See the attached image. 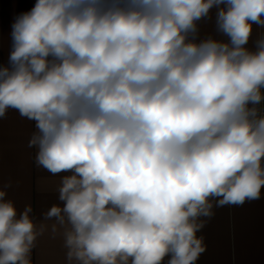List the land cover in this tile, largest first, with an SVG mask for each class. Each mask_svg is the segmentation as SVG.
<instances>
[{
  "label": "clouds",
  "instance_id": "obj_1",
  "mask_svg": "<svg viewBox=\"0 0 264 264\" xmlns=\"http://www.w3.org/2000/svg\"><path fill=\"white\" fill-rule=\"evenodd\" d=\"M216 7L228 42L190 39ZM264 0H37L12 25L0 118L35 122L61 177L67 264H195L199 217L264 188ZM6 187H11L9 183ZM0 190V264H31L45 223Z\"/></svg>",
  "mask_w": 264,
  "mask_h": 264
},
{
  "label": "crops",
  "instance_id": "obj_2",
  "mask_svg": "<svg viewBox=\"0 0 264 264\" xmlns=\"http://www.w3.org/2000/svg\"><path fill=\"white\" fill-rule=\"evenodd\" d=\"M37 0H0V67L9 65L12 50V25L16 18L29 12ZM216 7L207 17L197 21V32L190 35L199 43L206 38L228 42L229 38L217 30ZM264 37V27L253 24L252 35L245 46L256 50V42ZM36 131L35 122L22 118L16 110H9L0 118V190L7 192L6 199L15 203L18 211L32 206L31 216L39 226L47 225L31 252V264H67L63 246L64 227L55 220L44 221V213L53 205L63 206L58 188L61 177L71 173L53 175L35 162L36 149L28 146ZM11 183V187H6ZM212 198L213 215L199 217L203 227L196 233L203 238L205 251L195 264H264V188L261 198L246 200L240 205H217ZM170 257H165L167 264Z\"/></svg>",
  "mask_w": 264,
  "mask_h": 264
},
{
  "label": "built area",
  "instance_id": "obj_3",
  "mask_svg": "<svg viewBox=\"0 0 264 264\" xmlns=\"http://www.w3.org/2000/svg\"><path fill=\"white\" fill-rule=\"evenodd\" d=\"M261 38H262V36L259 39H261ZM258 107H260L262 110H264V104H262V105H260Z\"/></svg>",
  "mask_w": 264,
  "mask_h": 264
}]
</instances>
